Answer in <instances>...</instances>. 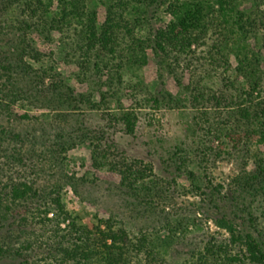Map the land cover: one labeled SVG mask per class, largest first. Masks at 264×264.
Returning <instances> with one entry per match:
<instances>
[{"label": "trees", "instance_id": "trees-1", "mask_svg": "<svg viewBox=\"0 0 264 264\" xmlns=\"http://www.w3.org/2000/svg\"><path fill=\"white\" fill-rule=\"evenodd\" d=\"M60 1H65L66 6L54 10L47 0H1L3 6L0 11L20 9L24 16L18 21L20 29L26 30V34L32 32L41 43L53 42L56 45L51 50L53 63L51 61L42 68V79H49L57 90H62L56 91L59 95L54 99L63 97L90 111L100 112L103 123L82 133L90 143L92 164L135 181L149 178L153 175V161H156L152 153L130 159L116 146V133L136 135L139 109L146 104L156 109L183 107L199 112L201 116L197 119L203 126L194 127L193 134L199 136L202 132L211 137L220 133L231 143L230 150H222L208 143L212 139L202 142L201 149L206 154L204 160L213 152L220 157L224 153L244 149L246 160H252L253 166L246 167L243 175L237 178V187L244 193L231 200L233 203L229 201L230 190L224 192L223 185H215L217 193L212 192L216 224L228 231L229 242H208L192 253L214 264H264V233H254L257 230L254 225L264 218V149H261L264 146V70L260 57L249 45L250 38H256L264 30V0H102L105 4L102 31L97 26L95 13L87 19L81 16L77 0ZM161 7L172 16L166 23ZM209 16L216 20V27L211 43L205 46L208 32L205 20ZM224 35L235 38L234 50L240 71L249 77L251 93L258 88V97H262L259 103L252 101L251 106L256 108L254 111L250 110L251 106L242 105L235 99L234 91L239 87L219 46V39ZM247 49L254 52L252 60ZM241 50L245 51L242 56L239 54ZM57 54L61 57L56 58ZM38 55L32 56L38 58ZM152 62L158 65L155 83L146 84L141 79L138 83L126 85L124 72L127 66L140 70ZM61 63L63 67L60 70L58 65ZM26 64L22 66L26 67ZM71 64L75 65L72 74L80 84L86 83L89 91L70 84L68 65ZM171 76L179 77L181 85L176 91L166 86L167 78ZM123 85L130 88L135 103L115 106V95L122 94ZM21 91L24 92L18 89L12 94L14 103L35 102ZM8 108L12 110L10 103ZM31 138H35L34 135ZM193 141L197 142L196 139ZM61 147L66 148L65 145ZM24 158L18 160L25 163L28 157ZM189 173L191 179L194 178L195 172ZM197 188L201 189L200 185ZM45 196L49 200L38 204L35 207L38 212H33L30 218L52 225L56 239L53 248L49 246L46 252L54 264H174L175 261L170 259L173 252L168 251V258L162 255L168 243L158 240V232L155 235L143 232L136 241L127 242L124 239L127 233L121 228L119 238L125 242L119 245L111 225L107 230L93 231L80 224L64 206L60 187L51 188L46 193L26 181L21 184L13 182L7 196L0 193V207H3L0 221H5L10 212L18 211L20 206L14 202L23 203L29 198L42 199ZM249 197L251 200L261 199V215L257 216L252 205L245 201ZM49 211H53V217L47 216ZM21 216L23 222L28 219L27 215ZM67 219L69 222L61 228L60 222ZM26 230L19 227L15 235L21 237ZM109 239L112 241L108 242ZM34 247L33 241L27 239L19 242L16 248L0 245V250L15 254L28 263V253ZM189 257L184 264L190 260Z\"/></svg>", "mask_w": 264, "mask_h": 264}, {"label": "rangeland", "instance_id": "rangeland-1", "mask_svg": "<svg viewBox=\"0 0 264 264\" xmlns=\"http://www.w3.org/2000/svg\"><path fill=\"white\" fill-rule=\"evenodd\" d=\"M47 1L53 5L54 10L66 6L65 1ZM77 1L81 16L87 19L91 13H95L97 26L102 31L105 14L103 1ZM2 6L0 0V9ZM67 7L71 9V6ZM215 7L219 9L218 5ZM160 12L165 23L171 19V14L164 12L162 7ZM53 13L56 15V11ZM20 17H24L20 9L0 11V193L7 196L13 182L21 184L26 181L46 193L51 188L60 187L62 202L71 217H76L80 224L93 231L107 230L111 225L119 245L125 242L119 238L121 228L127 233L124 236L127 242L136 241L143 232L152 235L158 232V240L163 239L168 243L162 255L168 258V251L173 252L170 259L175 261L174 264H184L190 255L186 264H214L192 252L208 242H229L228 231L216 224L212 192L217 193L215 185H223L224 192L230 190L229 201L244 193L238 189L236 180L243 175L246 167L253 166L252 160H246L244 149L233 150L220 157L213 152L205 161L202 142L212 139L208 143L222 150H230L231 143L220 133L211 137L202 132L199 136L193 134L194 127L203 126L197 119L201 116L199 112L183 107L156 109L146 104L139 109L136 135L117 132L114 140L116 146L130 159L141 158L143 153L151 152L156 159L153 161V175L135 181L106 167H95L90 157V143L82 137V133L103 123L100 112L90 111L63 97L60 100L54 99L59 95L58 90H62H57L49 79H42V68L52 61L51 50L56 45L53 42H39L32 32L26 34V30L20 29ZM212 17L205 20L208 25L205 46L211 43L210 38L216 27V20ZM249 41L250 48L260 57L261 68L264 70V30ZM235 44L232 35H224L219 39L220 51L225 60L229 61L226 66L239 87L234 91L235 99L250 107L254 102L259 103L262 97H258V88L251 93L249 77L240 71ZM244 52L241 50L239 54L242 56ZM247 52L252 60L254 52L250 49ZM34 54H39V57L33 58ZM60 55L57 54L56 58H60ZM24 63H27L26 67L22 66ZM58 67L61 70L62 63ZM68 68L70 84L77 89L89 91L87 84H80L72 74L75 65H68ZM157 70L155 62L140 70L127 66L124 81L126 85H133L143 79L146 84H153L158 76ZM178 85H181L179 77L167 78L166 86L170 90L176 91ZM123 87L122 94L115 95V106L119 103L126 106L135 103L130 88L125 85ZM18 89L34 99V104L24 102L21 105V102H16L19 104L16 106L12 94ZM8 103L12 110H9ZM253 106L250 107L252 111L256 110ZM31 135L35 138H31ZM62 145L66 148L61 149ZM20 157L28 158L23 163L18 160ZM183 162H186L185 165ZM189 171L195 172L194 178L191 179ZM198 185L201 189L197 188ZM48 200L45 196L42 199L29 198L23 203L14 202V205L17 203L20 206L18 211L10 212L5 221H0V245L16 248L19 242L29 239L35 247L28 253V263L15 254L0 250V264H54L46 252L49 246L53 248L56 239L51 230L52 225L30 218L33 212H38L35 207ZM245 201L252 205L257 216L261 215V199L251 200L249 197ZM21 215H27L28 219L23 222ZM47 216L53 217V211H49ZM69 219L62 220L60 227H65ZM152 224L156 226L155 229ZM19 227L27 229L21 237L15 235ZM254 227L257 229L254 231L256 235V231L264 233V218H260ZM236 250L240 248L236 247Z\"/></svg>", "mask_w": 264, "mask_h": 264}]
</instances>
